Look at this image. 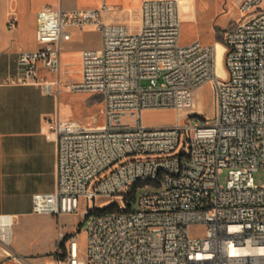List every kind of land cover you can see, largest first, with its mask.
<instances>
[{"label": "built area", "instance_id": "obj_1", "mask_svg": "<svg viewBox=\"0 0 264 264\" xmlns=\"http://www.w3.org/2000/svg\"><path fill=\"white\" fill-rule=\"evenodd\" d=\"M237 6L242 17L223 36L224 77L216 46L181 43L178 0L144 1L137 32L106 24V6L38 14L41 47L19 55L12 82L40 84L41 69L59 76L71 29L92 26L102 38L100 49L82 53L80 79L65 85L103 96L101 125L48 121L57 140V187L35 195L33 211L61 218L87 204L85 246L59 231L56 264H264V184L255 181L264 171V0ZM17 23L12 14L9 29ZM209 82L213 116L188 113ZM53 85L60 88L59 77L45 86ZM168 108L177 110L176 124L145 125L144 111ZM149 188L156 191L137 197ZM102 198H116L104 208L114 211L97 213ZM14 221L0 215V264H34L10 247Z\"/></svg>", "mask_w": 264, "mask_h": 264}, {"label": "crops", "instance_id": "obj_2", "mask_svg": "<svg viewBox=\"0 0 264 264\" xmlns=\"http://www.w3.org/2000/svg\"><path fill=\"white\" fill-rule=\"evenodd\" d=\"M144 1L0 0V215L14 217L10 244L13 252L34 258L46 256L53 250L52 247L41 249L23 241L15 233V228L30 224L35 217L42 216L49 219L55 234L53 215H39L33 211V197L53 193L57 187V140L55 134L50 132L48 121L58 117L69 120L63 118L62 110V94L67 91L65 85L80 79L82 53L100 49L102 39L101 34L92 26L83 30L71 29L70 40L62 45L59 76L41 69L40 75L45 80L40 84L12 82V79L20 76L19 55L41 47L36 39L38 14L45 8L72 11L98 10L106 6L103 10L106 24L124 25L131 32H137ZM178 1L181 2L180 9L183 6L190 8L186 11L182 9L184 15L181 18L191 24L197 22L193 14L195 5L200 4L202 8L209 5L207 0ZM218 2L221 10L212 19L215 22L225 16L228 24L222 25L221 29L212 25L207 28L198 27L197 36L184 45L195 41L211 46L222 43V34L231 29L227 26H235L241 19L237 0ZM12 14L18 20L15 29L8 27ZM220 30H223L222 33ZM217 69L226 75L218 61V51ZM58 77L60 88L53 85L48 90L45 85L55 84ZM70 216L64 215L61 218ZM2 257L0 250V260Z\"/></svg>", "mask_w": 264, "mask_h": 264}, {"label": "rangeland", "instance_id": "obj_3", "mask_svg": "<svg viewBox=\"0 0 264 264\" xmlns=\"http://www.w3.org/2000/svg\"><path fill=\"white\" fill-rule=\"evenodd\" d=\"M219 0H207L209 4L207 7L202 8L200 4L195 5L193 14L196 17V23L191 24L189 21L182 20V36L181 43L184 45L186 42L193 40L197 36L198 27L207 28L209 26H215L216 28L221 29L222 25L226 24L228 19L225 16L220 17L214 22L212 17L218 11L221 10ZM182 9L190 10L188 6ZM181 9V16L184 15ZM240 20V19H239ZM228 24V23H227ZM230 25V24H229ZM227 26V25H226ZM229 28L234 27V24L227 26ZM224 29V28H222ZM226 29V28H225ZM223 30L219 32L222 33ZM224 34V33H223ZM222 34V38H223ZM223 43V44H222ZM222 43H217L216 46L220 49V63L224 67V53H225V44L224 39ZM225 76V75H224ZM62 110L63 118L69 120L78 121L85 125H101L102 123V111L104 107V99L101 94H91V93H70L64 91L62 94ZM215 107L213 104V85L211 82L206 83L197 93L196 104L194 110L188 113H199L205 114L209 118L213 116ZM144 123L149 127H169L178 121V112L175 109H155V110H146L143 114ZM225 176L222 177V183L224 182ZM256 184L261 186L264 184V171L259 170L255 173ZM156 191L154 188H149L138 194L137 197H141L143 193ZM116 198H102L96 201V206L99 210H103L109 204H111ZM118 202L120 198H117ZM87 208V204L84 201L81 211L78 214H74L68 218H61L52 216L56 224V231L51 227V223L47 217L37 216L30 224H23L21 227L15 228V233L19 234V237L23 241L32 243V246H37L41 249H46L52 247L53 250L46 256H36L32 258L34 264H56L57 257L55 252L58 250L59 240L58 235L59 231L62 232L64 236L75 235L78 239V242L85 246L86 244V234H85V225H84V212ZM80 229L78 232L77 230ZM78 232V233H77ZM199 233V230H192V234ZM55 235V236H54ZM69 241V240H68ZM67 241V242H68Z\"/></svg>", "mask_w": 264, "mask_h": 264}, {"label": "trees", "instance_id": "obj_4", "mask_svg": "<svg viewBox=\"0 0 264 264\" xmlns=\"http://www.w3.org/2000/svg\"><path fill=\"white\" fill-rule=\"evenodd\" d=\"M139 185L140 184H135L131 188V190L128 192L127 197L125 198V200H126V208L127 209H131V207L133 206V203H134L135 198H136L135 192H136L137 188L139 187ZM113 209H114V207H109V208H106L104 210H98L97 213H103L104 214V213H108V212L114 211Z\"/></svg>", "mask_w": 264, "mask_h": 264}, {"label": "bare ground", "instance_id": "obj_5", "mask_svg": "<svg viewBox=\"0 0 264 264\" xmlns=\"http://www.w3.org/2000/svg\"><path fill=\"white\" fill-rule=\"evenodd\" d=\"M181 3V2H180ZM185 6H183V8H184ZM216 46V45H215ZM217 51H218V61L220 62V49H219V47H217L216 46V63H217ZM225 53H226V47H225ZM225 53H224V58H225ZM225 67V66H224ZM225 71H226V69H225ZM217 73H218V75H220V76H222V77H224V75L222 74V73H220L219 71H218V69H217ZM6 226V229H5V233H7V234H10V224H7V225H5Z\"/></svg>", "mask_w": 264, "mask_h": 264}]
</instances>
